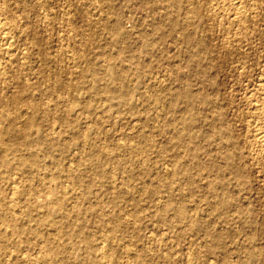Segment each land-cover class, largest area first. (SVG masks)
Segmentation results:
<instances>
[{"label":"rangeland","instance_id":"rangeland-1","mask_svg":"<svg viewBox=\"0 0 264 264\" xmlns=\"http://www.w3.org/2000/svg\"><path fill=\"white\" fill-rule=\"evenodd\" d=\"M243 2L237 21L228 0H0L20 30L10 56L0 39V114L30 113L42 140L20 148L31 170L0 157V264H264L244 99L264 79V0Z\"/></svg>","mask_w":264,"mask_h":264},{"label":"bare ground","instance_id":"bare-ground-1","mask_svg":"<svg viewBox=\"0 0 264 264\" xmlns=\"http://www.w3.org/2000/svg\"><path fill=\"white\" fill-rule=\"evenodd\" d=\"M228 1H229L231 8H232L234 19L237 21H241L243 15L247 12V9L244 6L243 0H228ZM21 4H22V2H21ZM189 8H192V6H189ZM19 31H18V28L16 27V25L13 24L12 22H9L7 20L6 21L3 20L0 22V39H1V42H3V51L6 55L10 56L14 53L15 47H14V42H13L12 38H14L13 36H15L16 34H19ZM64 53H62V54H64ZM4 69H5V67H4ZM110 73H111V71H110ZM244 99H245L246 104L249 106V113H248L249 120L247 121V124H246L247 135H250V137L252 138V140L254 142L253 144L258 148L257 150L259 152V155H260L261 159L264 161V79H260L255 85H253V87L248 92H246L244 94ZM16 100L21 101L22 98L17 97ZM28 104H30V107L33 106V104L31 102H29ZM42 105H43V103H42ZM45 105L46 106H44V107L48 111L52 109V108L50 109V107H53L50 104L45 103ZM18 110H19V108H18ZM68 112H66V113H68ZM66 113L62 114L61 118L62 117L65 118V116L67 115ZM20 119H24L26 122V125L30 124V126L28 125V127H25L23 129L20 128L16 124L18 122V120L20 121ZM32 121H33L32 115H30V113L29 114L24 113V111H22V112L18 111L14 116H12V119L7 118V116H5L4 113L0 114V125L2 126L5 122L6 123L8 122L7 125L2 126L1 130H0V155H1L0 157H1V162L3 163V165H5V167L9 170L16 169L20 172H23L25 170L28 171V170L32 169L33 164H35V162H36V159L38 157L37 152L29 151L28 155L26 157H25V155L23 156V154L20 152V148H22L23 146L39 145L42 142L40 137L35 135L34 134L35 132L32 131V127H31ZM53 125H55V124H53ZM53 125H52V127H53ZM6 135L12 136V137L21 135L22 139L20 142L17 143V145H13V144H10L6 141V139H5ZM130 148H132V147H130ZM9 153L12 154V157H13L12 161L15 162L14 164L12 162H9L7 159V155ZM41 176H42V174L39 176L41 178L40 182H41L42 186L45 187L46 190H50V191L53 190L55 187L54 180L50 177L45 176V175L43 177H41ZM111 178L113 179V177H111ZM10 183L13 184L12 189H11L12 195H15L18 193L23 194L25 196L26 202L29 203L30 199L28 197H26L27 194L24 193V190L22 191V188H24V184L20 185L22 183H20L19 181H17V183H16V181L14 182L13 180ZM113 185H114V183H113ZM7 201H8V199H7ZM16 201L17 200H15L14 196H12L10 198L8 206L11 209V211L17 205L18 201L17 202ZM26 209H28V207ZM7 213L9 214V212H7ZM15 213H12V214L14 215ZM21 213H22V211H21ZM19 214H20V212H19ZM15 216H16V214H15ZM13 220H14V218L12 215L3 216L1 218V225H5V223L10 224L11 222H13ZM0 232L3 233L1 230H0ZM42 253H44V252H42ZM46 253H47V251H46ZM40 255H42V254H40ZM38 258H40V257H38ZM33 261H35V260H33ZM48 261H49V257L47 254L41 256V258L39 260V262L42 264H47Z\"/></svg>","mask_w":264,"mask_h":264}]
</instances>
